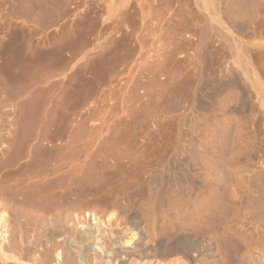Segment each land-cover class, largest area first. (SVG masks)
<instances>
[{
    "label": "bare ground",
    "instance_id": "obj_1",
    "mask_svg": "<svg viewBox=\"0 0 264 264\" xmlns=\"http://www.w3.org/2000/svg\"><path fill=\"white\" fill-rule=\"evenodd\" d=\"M65 3L71 2L0 0L6 15L0 24L3 69L41 72L46 55L57 70L55 26ZM219 3L211 12L219 21L204 13L205 22L193 26L196 38L189 32L178 40L194 48V69L188 56L180 68L178 49L169 47L161 58L140 56L123 75L117 65L129 60L131 34L106 44L101 74L109 89L101 88L94 72L89 101L77 100L76 117L58 121L63 141L68 124H85L81 108L91 119L82 147L75 154L69 149L75 159L71 167L65 163L70 169L58 202L51 212L42 209L39 226L23 241L0 233L3 264H264V0ZM207 21L224 31L217 49L225 48L227 57L207 77L204 92L214 53L208 51L213 32ZM43 22L52 28L47 49ZM7 98L0 134L18 114L13 117L15 99Z\"/></svg>",
    "mask_w": 264,
    "mask_h": 264
},
{
    "label": "rangeland",
    "instance_id": "obj_2",
    "mask_svg": "<svg viewBox=\"0 0 264 264\" xmlns=\"http://www.w3.org/2000/svg\"><path fill=\"white\" fill-rule=\"evenodd\" d=\"M70 2V4L65 3V6L60 8L59 15H61V18L58 15L60 20L57 19L58 23L55 26L58 32L57 42L60 49L59 58L57 59L59 60V66H57L55 74L52 71L53 69L51 70L52 67L49 68V65L52 64V61L50 62L51 57L49 56L48 59L46 55L43 57L46 60L43 61L47 63L43 62L46 66L45 69L41 67V72L34 69L28 73L26 70L19 68L15 70L17 75L14 76L16 77H13L12 74L16 72L10 73L3 69L2 65L0 66V96L2 97L6 93L4 96L8 95L7 97L15 99L13 101L16 104V106L14 105L16 110L13 112V117L15 111L16 114L18 113L14 118L15 125L12 124L8 132L0 134V233L3 232L8 240L10 238L9 241H14L13 239L16 240L15 242L23 241L25 235L32 234L35 228L39 226L37 220L40 213H43L44 210L51 212L55 207L54 203L57 204L58 202L57 197H59L58 194L62 190V182H66L67 170L69 171V167L74 163L72 159H75V150L79 145L82 147V140L90 131L88 126L91 125V119L85 107L81 108V111H83L82 119L85 122L83 127L76 128L75 125H67L68 134L63 140L69 142L64 147L67 150L66 152H64V148L62 149L59 146L63 141L58 135V121L66 118L65 116H68V118L69 116L76 117V112L80 108L77 107L80 99L82 100L81 103L89 101L90 92L88 91L90 87L88 86H90L92 75H97L98 83L101 88L103 87L102 89H109L110 86L106 84V78L101 74V71L106 67V61H104L106 44L109 41L112 43L115 38L118 39L124 33L129 32L131 34L132 47L128 52L130 53L129 60L117 65L123 75L127 73L130 67L142 61L141 59L145 58L144 55L147 56L146 53L154 54L155 58H161L169 51V47L178 49L176 56L183 59L179 63L180 68L185 65L184 60L188 56L192 59L190 67L194 69L198 63L196 54L193 51L194 48L193 50H191L192 48L187 49L184 45H180L178 40L180 36L186 40V37H189L190 34L189 38L193 36L192 39H195L196 36L192 35L195 34V31L193 32L194 24H203L205 15H209L208 12H210L211 16L209 17L212 18L211 20H213L212 14L215 16V21H213L216 22L219 18L216 13L211 14V12L217 10V4L220 5L219 0H70ZM3 6L5 7V4ZM4 7L0 8V20L1 17L3 19L6 17L5 12H2L5 11ZM2 13L4 16H2ZM2 20L0 24H2ZM46 22H43L41 26V28L45 26L44 29L42 28L44 32L41 31V36H45V39L42 37L41 44H48L47 47H49L52 31L50 30L51 27L48 28ZM214 22H212V25L210 21H207V24L211 25L209 26L210 32H213V35L208 34V39H210V36L212 37L209 40L211 42L207 40L208 51L214 53L210 54L212 67L211 71H204L205 78L216 73L222 60L227 57L225 48L224 50L217 49L223 45L224 40L221 38L224 37H221V35L224 36V31L219 28L220 24L216 23L215 25ZM212 26L217 27L218 31L221 30V33L223 31V34H219L217 31L216 34L218 33L220 37L218 34L216 35V30L211 28ZM46 40L50 42H46ZM44 44L41 45L43 48L45 47ZM192 46L194 47V45ZM119 47L121 46L116 47L118 51L122 48L119 49ZM67 59L71 60L69 62L71 65L67 62ZM49 62L51 64H48ZM0 63L2 64L1 60ZM67 63L71 66L70 68ZM50 70L52 73H50ZM94 72L95 74H93ZM6 73L7 75L10 73L11 77L10 75L7 76ZM53 74L54 76H51ZM211 78L205 79L204 92L209 91L208 83ZM21 84H25V87ZM7 97H4V100L0 99L2 100L0 103L5 101ZM30 98L35 99V108L36 110L40 108V111L26 113L22 108L21 102ZM77 100H79L78 103ZM75 102L77 105H75ZM5 103H2L5 107L2 106L0 109L5 112H1L0 115L7 112ZM81 103L80 106H82ZM16 118L18 121L15 120ZM28 124H33V126L28 127ZM27 137L34 139H32V142L27 143L25 142ZM73 139H77V141L75 140L77 144ZM80 141L82 143L78 144ZM69 149H73L71 152L74 154L69 153ZM26 150H32L33 155L29 153L25 158V162L34 158L36 160L33 164L34 167L19 170L8 167L21 152ZM66 162H69V167L67 164L65 165ZM62 175L65 176L64 179ZM65 195L66 199L64 200L72 197L71 195L68 196L67 192ZM67 197L69 198L67 199ZM44 202L48 204L47 209L42 207ZM43 208L44 210H42ZM32 217L33 221L34 218H37L35 222L31 221ZM5 239L2 241L7 243L8 240ZM0 263L3 264L1 261ZM4 264H9V262Z\"/></svg>",
    "mask_w": 264,
    "mask_h": 264
},
{
    "label": "crops",
    "instance_id": "obj_3",
    "mask_svg": "<svg viewBox=\"0 0 264 264\" xmlns=\"http://www.w3.org/2000/svg\"><path fill=\"white\" fill-rule=\"evenodd\" d=\"M34 102H35V99L34 98H30L28 100L22 101L21 102V106L26 111V113H30L31 111L32 112H38V111H40V108H38L36 110L35 105H34L35 104ZM28 125H29L28 127H30V126L32 127L33 126V124H28ZM26 139H27V141H25V140L24 141L27 142V143H30V142H32V139H34V138H32V137H29L28 138L27 137ZM29 153L33 155V151L32 150H30V151H27L26 150L24 152H21L19 154V156L16 159H14L11 162V164L8 165V167L13 168L15 170L34 167L33 164L36 161L34 158H32V159H30V160H28V161L25 162V158H26V156ZM35 158H36V153H35Z\"/></svg>",
    "mask_w": 264,
    "mask_h": 264
}]
</instances>
